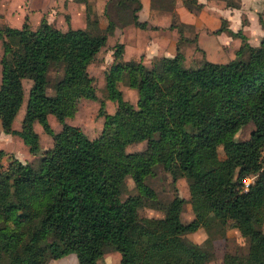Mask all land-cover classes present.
Returning a JSON list of instances; mask_svg holds the SVG:
<instances>
[{
	"label": "trees",
	"instance_id": "obj_1",
	"mask_svg": "<svg viewBox=\"0 0 264 264\" xmlns=\"http://www.w3.org/2000/svg\"><path fill=\"white\" fill-rule=\"evenodd\" d=\"M87 9L84 28L0 25V124L30 153L41 154L36 164L10 154L8 167L0 170V264H46L69 252L79 264H98L103 244L119 250L121 264H206V254L186 234L201 227L224 234L228 221L248 246L244 252H225L223 264H264V231L258 227L264 222V35L252 46L241 30L231 31L243 41L235 58L191 66L183 65L179 42L160 67H148L141 58L123 59V44L117 42L105 71L108 96L117 105L107 112L101 103L102 130L89 138L65 118L80 98L96 99L88 65L113 28L109 22L108 33L91 32L96 19ZM137 9H132L134 24L146 28ZM246 49L247 58L238 57ZM58 63L63 75L49 95L47 71ZM26 77L31 85L16 129L12 123L24 102ZM121 80L137 89L135 105L124 99ZM48 114L63 124L61 130H52ZM35 122L54 136L51 148L41 149ZM248 122L254 125L249 137L236 138ZM141 141L143 149L126 150ZM5 155L0 148V157ZM159 163L174 178L186 177L189 222L181 221L186 199L178 194L166 203L163 216H137L143 196L156 198L145 179ZM127 176L138 194L123 199ZM247 176L253 180L246 188Z\"/></svg>",
	"mask_w": 264,
	"mask_h": 264
},
{
	"label": "rangeland",
	"instance_id": "obj_2",
	"mask_svg": "<svg viewBox=\"0 0 264 264\" xmlns=\"http://www.w3.org/2000/svg\"><path fill=\"white\" fill-rule=\"evenodd\" d=\"M115 5L110 8L108 7L102 14H97L96 12L90 9V16L91 18H95L96 22L89 24V29L93 33H105L107 32V25L109 22L112 24L111 32H107V40L105 45L100 49V51L96 54L94 59L88 65V72L93 79V85L96 92V99L91 98H80L76 104L74 112L65 118V122L69 124L76 125L84 131V133L89 138L97 137L103 127L104 117L101 116L99 112V107L101 103L104 105L107 112H113L116 108V101L112 100L108 96V92L106 89V81H105V71L113 62V51L115 49V44L117 42H121L123 44V53L122 58L125 60H138L142 59L145 54L141 53V48L135 49L133 46L129 47V43H127L126 37L128 35H132L131 31L127 28L128 24H131V15L132 9L136 6V1L130 2H121L120 0H113ZM121 3L124 5H120L117 8V4ZM90 8V6H89ZM121 8V9H120ZM105 16V21L101 22V17ZM119 17L116 19V17ZM123 17V18H122ZM111 18V19H110ZM62 20H53L50 21V18L47 19L43 18L41 23H49L60 29H66L69 27L68 21H64L61 23ZM132 24L133 21H132ZM80 24L72 23L70 26L72 27H79ZM135 25V24H134ZM139 29L141 27L137 26ZM132 28V26H131ZM133 36V35H132ZM149 37V32L143 31L141 34H138V38H142L143 42L145 43L146 38ZM160 45V44H159ZM161 47V46H160ZM159 47V48H160ZM246 52H242L238 57L240 58H247L248 50ZM165 50L162 48L159 52L150 56L149 59L145 60V65L151 67L152 65L161 66V58ZM2 54V48L0 45V57ZM152 54V53H150ZM197 58V57H193ZM198 62L194 59H184L183 65L184 66H191L196 65ZM1 69V65H0ZM63 64H52L47 71L46 83H45V92L49 95L54 93V84L57 82L59 78L63 75ZM0 81H1V73H0ZM31 85V79L26 77L23 79V86H24V102L17 112L16 117L12 123L13 128H20L21 121L23 118V113L25 112V104L26 99L28 96V91ZM118 87L122 91V95L124 99L128 100L129 102L135 105L138 99V92L137 89L134 87L129 86L125 81H119ZM48 121L52 127L54 132H58L62 129L63 124L59 122L53 114H48ZM254 128L252 122H248L243 125L235 134L236 138L238 139H246L249 137L251 130ZM34 129L39 135V142L41 149H48L54 145L55 139L53 135H50L44 131L42 126L35 122ZM7 133L3 132L2 126H0V147L5 148L7 150V155L0 157V170H4L8 167L10 162V154L12 156L18 157L22 161H30L34 164L40 158V153L33 154L30 153L28 147L21 141L19 142L17 136L11 135L6 136ZM146 142L141 141L137 143L129 144L126 147L128 151L134 150H141L145 147ZM218 154L220 156L223 155L222 148H218ZM146 183L152 187L156 193V198H149L143 196L139 203L137 204V216L141 217H161L164 215V207L166 203L169 202L176 194L183 196L186 199V202L183 204L182 211H181V221L182 222H189L193 217V212L191 208V204L189 202V188H188V181L184 176H177L174 178L172 174L165 169L162 164H156L154 167V171L152 174H149L146 179ZM130 194H138V190L135 186L134 181L131 177L127 176L125 178L123 189L121 193V198H125ZM212 219V218H211ZM213 220V219H212ZM264 231V222L258 225ZM206 231L204 228H199L196 231L189 232L186 236L191 239L193 242L197 243L204 254L207 256L206 264H223V257L225 252H244L247 249L248 243L247 240L244 239L237 230L234 225V222L228 221L226 228L224 230V234L216 233L214 229L212 233ZM72 253L73 252H69ZM97 262L98 264H121L120 261V252L119 250L110 244H103L97 252ZM70 264H76V259H72Z\"/></svg>",
	"mask_w": 264,
	"mask_h": 264
},
{
	"label": "crops",
	"instance_id": "obj_3",
	"mask_svg": "<svg viewBox=\"0 0 264 264\" xmlns=\"http://www.w3.org/2000/svg\"><path fill=\"white\" fill-rule=\"evenodd\" d=\"M139 2L138 5L136 4L138 9L135 13L139 21L146 22V28L136 27L132 24V18L127 29L133 36L128 35L126 40L129 47L145 50L142 57L144 63L162 48L165 50L162 56L174 55L178 50V42L184 59H194L198 62L196 65L204 59L224 63L237 56V51L243 43L242 38L232 34L231 31L241 30L246 42L252 46L258 45L264 35V0H139ZM116 4L117 8L122 5L118 2ZM88 5L99 15L108 7L112 8L115 2L113 0H0V25L22 27L27 22L32 28H36L43 18L49 17L50 21L58 19L64 24V21H68L69 27L75 23L80 24V28H84L87 25ZM115 17L119 21L120 18ZM105 18L102 15V23ZM222 24L226 25V29L219 30ZM143 31L149 32L145 43L142 38H138V34ZM6 136H9V133ZM16 136L21 142L22 139ZM211 218L214 220V217L209 215L208 219L213 222ZM74 258L76 264H79L75 253L51 258L46 264H70L69 262Z\"/></svg>",
	"mask_w": 264,
	"mask_h": 264
},
{
	"label": "built area",
	"instance_id": "obj_4",
	"mask_svg": "<svg viewBox=\"0 0 264 264\" xmlns=\"http://www.w3.org/2000/svg\"><path fill=\"white\" fill-rule=\"evenodd\" d=\"M261 157H262V161L264 164V147L262 149ZM252 180H253V176H247V177L243 178V183H244L246 188H247L248 184H250L252 182Z\"/></svg>",
	"mask_w": 264,
	"mask_h": 264
}]
</instances>
